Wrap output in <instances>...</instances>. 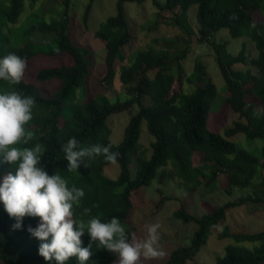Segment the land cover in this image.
<instances>
[{"label":"trees","instance_id":"16d2710c","mask_svg":"<svg viewBox=\"0 0 264 264\" xmlns=\"http://www.w3.org/2000/svg\"><path fill=\"white\" fill-rule=\"evenodd\" d=\"M29 1L33 4L37 0ZM62 1L63 8L58 18L33 23L27 30V33H53V41H48L47 45L26 41L5 53L2 48L7 38L0 27V58L10 53L21 56L26 62L39 56L59 58L53 65H45L32 73L28 80L23 76L19 84L0 80V93L8 88L6 92L34 97L32 119L24 125L25 139L29 132L31 138L27 139V143L22 140L18 146L22 149L41 145L44 154L40 163L48 174L59 173L66 179L69 188L75 186L84 190L85 195L79 204L73 205L76 220L87 224L93 217L106 222L115 216L126 233L137 237L133 223L134 211L145 202L144 190L152 180L157 177L161 182L164 181L165 173L160 168L167 164V160H171L173 168L170 174H174L191 191L201 184L208 186L215 180L221 181L224 176V190L231 193L235 188H246L256 175H260L261 160L264 158V0H151L158 10L156 23L160 19L167 21V16H162L160 11L172 12L177 8L169 18L171 24L180 28L188 38L197 32L198 41H206L213 48L227 90L224 102L238 114V119L231 127L224 129L223 134L208 128V113L217 96V88L205 64L196 57L192 76L188 79L193 85L189 92L183 89L182 80L174 72L178 61L186 56L188 47L175 54L170 40L154 37L151 43L137 49L129 56L127 63L116 69L115 62L125 59L121 48L135 35L122 3L129 1L140 4L145 0H117L116 14L103 20L94 34L104 41L106 48V71L100 83L112 89L116 70H119V80L127 86L124 95L116 93V99L110 101L105 94L94 96L86 89L84 100L74 104L77 89L81 86L87 88L95 56L89 46L79 45L72 40L68 21L69 0ZM93 1L88 0L84 8L82 20L85 27ZM192 5H196V30L188 21V11ZM24 6V0H9L4 14L5 22L16 23ZM222 28H227L231 37H248L257 50L256 56L245 54L243 49L231 55L226 50L227 42L213 41L214 34ZM235 63L252 66L255 72L250 68L235 70L232 68ZM54 79L60 80L59 90L53 96L42 95L37 82ZM176 83L179 91L173 90ZM145 98L150 99L149 104L144 102ZM133 105H137V111L130 116L122 141L113 144L109 140L107 117ZM142 122L146 123L148 132L154 137L148 158L139 149ZM236 133H243L250 139H262L259 154H252L228 139ZM72 137L81 142V147L97 143L112 145L111 151L120 153L117 159L120 167L118 176L112 179L104 173V167L110 162L103 156L93 159L87 167L81 163L78 170L69 171L61 145ZM133 158L137 163L134 176L129 167ZM15 167L0 162V179L9 172L14 173ZM261 185L262 181H259L256 187L259 186L263 194L254 192L253 195L228 200L210 207L207 213L199 217L179 203L174 211L175 217L183 222H194L197 227L190 243L172 249L162 264H187L205 244L211 229L225 218L226 210L246 202L264 201ZM156 191L160 199L154 211L167 199L174 198L164 194L160 187ZM85 209L90 211L86 214ZM39 220V217L25 216L22 227L13 229L15 219L5 210L0 213V263L56 264L55 261H45L38 254L40 241L27 230L29 226L36 227ZM218 237H230L233 242L225 246L216 264L264 263V229L240 232L231 231L225 226ZM81 240L83 247L89 245L87 232ZM245 242L252 245H246ZM91 252L86 264H115L117 259L107 250L97 249L95 242ZM65 264H78V261L72 257Z\"/></svg>","mask_w":264,"mask_h":264},{"label":"rangeland","instance_id":"374dc122","mask_svg":"<svg viewBox=\"0 0 264 264\" xmlns=\"http://www.w3.org/2000/svg\"><path fill=\"white\" fill-rule=\"evenodd\" d=\"M159 1L164 2V0ZM24 2L25 6L23 12L19 16L17 22L12 24L5 22L4 19L5 9L9 4V0H0V27L7 38L2 48V51L5 53H7L10 48L23 45L26 41H30L36 45H47L48 41H53V33H27V30L33 23L50 21L53 18H58L59 12L63 8V1L37 0L33 4H31L29 0H24ZM87 2L88 0H69L68 21L71 38L79 45L89 46L95 56L94 67L91 75L88 77L87 88L81 86L77 89L75 99L73 100L74 104H78L84 100V92L86 89L94 96L105 94L110 101L116 99V93H121L123 96L127 90V86L122 85L119 80V70H116L117 76L114 78L112 89H108L100 83V78L106 71V48L104 41L94 36L99 24L107 17L116 14L117 0H94L88 15L87 27H85L82 19ZM122 6L128 23L130 27L133 28L135 35L128 44L121 48L125 59L115 62L116 69H118L121 64L127 63L126 61L129 56L137 49L151 43L154 37L161 38L164 41L165 39L167 41L170 40L173 46L172 51H174L175 54L188 47L189 49L186 56L178 61L176 64L177 66L174 68V72L182 80L183 89L189 92L192 90L193 85L188 82V79L192 76L196 57H199L205 64L207 72L217 88V96L211 104L208 113V128L223 134L224 129L231 127L234 121L238 119V114L233 112L229 105L224 102L227 96L225 81L215 61L214 50L211 45L206 41L199 42V34L197 32L188 38L180 28L175 24H171L169 18L177 8L172 12L166 10L160 11L162 16H167V21L160 19L159 23H156L155 21L158 19V10L151 0H145L140 4L124 1ZM257 17L259 16L257 15ZM188 21L193 29L196 30V5H192L189 8ZM213 41L217 43L227 42L226 50L231 55H236L242 49L245 54H249L251 57L256 56L257 53L253 42L248 37H231L227 28H222L217 31L213 36ZM157 46H162V44H157ZM58 61L59 58L48 56L32 58V60L27 62L24 76L28 80L35 71L45 65H53L54 62ZM232 68L242 71L250 68L253 73L255 72L254 67L242 63H235ZM37 84L40 87L41 94L48 97L53 96L59 90L60 80L39 81ZM176 84V88H173V90L179 91L180 88L178 83ZM7 90L8 88L5 89L3 93ZM120 98L123 99L125 97ZM144 102L149 104L150 99L145 98ZM136 111L137 105H133L129 109L121 112H114L107 117L106 123L110 128L109 140L113 144H118L122 141L129 118L136 113ZM228 139L234 141L238 147L252 154H259L262 146V139H250L243 133H236L228 137ZM153 141L154 137L148 132L146 123L142 122L139 149L146 154V158H148L152 152L151 143ZM12 147L19 148L18 144L12 145ZM261 165L260 175H256L249 186L241 190L235 188L231 193H227L224 190L226 182L224 176L221 177V181L215 180L208 186L201 184L196 190L191 191L186 188L174 174H170L173 168L171 166V160H167V164L160 168V170H164L165 173L164 181L161 182L157 177L152 180L151 184L144 190L145 202L135 209L133 215V223L138 239H143L147 235L146 225L160 224V228L158 229V247L163 254L155 258H144L141 256L139 264H162L167 260L168 254L172 249L190 243L197 225L194 222H183L175 217L174 211L179 206V203H183L188 212L199 217L207 213L210 207H216L228 200L238 199L241 196L253 195L254 192L259 195L263 194L262 191L258 189L259 186L256 187V185L259 181H262L261 186L264 190V158L261 160ZM129 167L131 175L134 176L137 170V163L134 158L131 160ZM119 170L120 167L117 162L115 164L110 163L104 167V173L112 179L118 176ZM3 177L0 179V183H2ZM157 187L162 188L164 194L173 196L174 198L167 199L161 207L156 208L154 211L155 204L160 199V195L156 191ZM4 210V206L0 207V213ZM225 226H228L231 231L240 232H256L264 229V201L246 202L243 205L226 210L225 218L211 229L205 244L201 246L195 257L188 261L187 264H216L219 256L223 255L225 246L233 242V239L230 237H218V233L221 232ZM245 244L249 246L252 245L250 242H245Z\"/></svg>","mask_w":264,"mask_h":264},{"label":"clouds","instance_id":"9594fccd","mask_svg":"<svg viewBox=\"0 0 264 264\" xmlns=\"http://www.w3.org/2000/svg\"><path fill=\"white\" fill-rule=\"evenodd\" d=\"M26 67L24 58L10 53L0 58V80L19 84ZM34 106V97H22L17 92L0 93V162L16 166L15 172H9L0 183V202L15 219L12 228L20 229L25 216L39 217L38 225L29 226L27 230L40 241L38 254L45 261H55L56 264H65L72 257L78 264H86L94 242L97 249H105L117 257L115 264H139L141 256L155 258L162 255L158 247L159 223L146 225L147 235L137 239L126 233L115 216L106 222L93 217L87 224L76 220L73 205L79 204L85 195L84 190L75 186L69 188L59 173L48 174L40 163L44 154L41 145L22 149L12 147L22 140L27 143L31 138L29 132L25 139L24 125L32 119ZM111 148L112 145L99 143L81 147L75 137L61 145L69 171L78 170L81 163L87 167L93 159L101 156L115 164L120 153L111 151ZM89 211L84 210L86 214ZM85 232L90 237L87 247L82 246L81 240Z\"/></svg>","mask_w":264,"mask_h":264}]
</instances>
